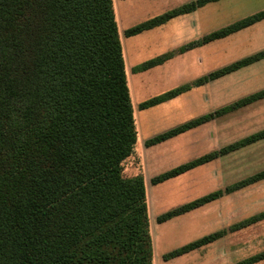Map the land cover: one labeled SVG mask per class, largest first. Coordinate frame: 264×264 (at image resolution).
<instances>
[{
  "label": "trees",
  "instance_id": "16d2710c",
  "mask_svg": "<svg viewBox=\"0 0 264 264\" xmlns=\"http://www.w3.org/2000/svg\"><path fill=\"white\" fill-rule=\"evenodd\" d=\"M220 0H190L125 30L163 25ZM264 20V8L134 67ZM113 0H0V264H154L142 173L124 161L138 131ZM264 59V49L168 89L146 109ZM264 99V88L146 140L164 142ZM264 139V128L151 178L159 184ZM264 179V169L163 212L165 222ZM264 219V210L166 254L179 257ZM264 260V249L234 264Z\"/></svg>",
  "mask_w": 264,
  "mask_h": 264
},
{
  "label": "rangeland",
  "instance_id": "374dc122",
  "mask_svg": "<svg viewBox=\"0 0 264 264\" xmlns=\"http://www.w3.org/2000/svg\"><path fill=\"white\" fill-rule=\"evenodd\" d=\"M187 1L113 0L138 131L134 151L123 163V174L144 176L154 264H234L264 249V219L185 255L165 260L164 254L264 210V179L168 221L160 223L157 218L171 208L264 169V139L162 183L152 184L151 178L264 128V99L153 146H147L146 140L264 88V59L161 104L146 109H140L139 104L264 49V20L176 54L148 70L135 71L134 67L263 9L264 0H220L140 34L125 35L127 28ZM255 264H264V260Z\"/></svg>",
  "mask_w": 264,
  "mask_h": 264
}]
</instances>
